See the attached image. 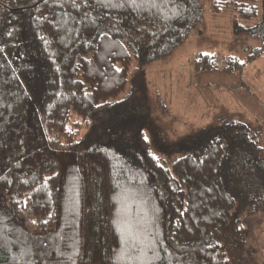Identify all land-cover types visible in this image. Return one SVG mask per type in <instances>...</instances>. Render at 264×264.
I'll return each mask as SVG.
<instances>
[{
	"label": "trees",
	"instance_id": "1",
	"mask_svg": "<svg viewBox=\"0 0 264 264\" xmlns=\"http://www.w3.org/2000/svg\"><path fill=\"white\" fill-rule=\"evenodd\" d=\"M204 1L258 42L220 71L264 53V0L260 19L258 0H0V264H256L241 221L264 213L260 131L218 119L166 142L126 93Z\"/></svg>",
	"mask_w": 264,
	"mask_h": 264
},
{
	"label": "rangeland",
	"instance_id": "2",
	"mask_svg": "<svg viewBox=\"0 0 264 264\" xmlns=\"http://www.w3.org/2000/svg\"><path fill=\"white\" fill-rule=\"evenodd\" d=\"M202 22L168 56L145 66H133L126 93L134 89L132 104L146 105V111L160 130L163 140L184 139L218 119H237L260 131L264 143V53L236 73L218 67L232 58L244 63L258 45L245 33L237 32L231 11L213 14L204 1ZM258 18L263 6L258 0ZM212 57L214 71H198L197 60ZM202 60L200 63H203ZM119 99H123L121 96ZM155 152V151H154ZM155 154V153H154ZM171 163L170 159L155 154ZM244 256L264 264V213L241 221Z\"/></svg>",
	"mask_w": 264,
	"mask_h": 264
}]
</instances>
